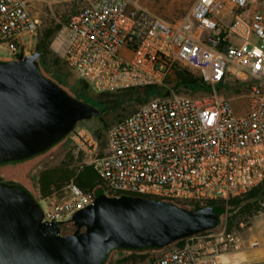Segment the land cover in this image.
<instances>
[{
  "label": "built area",
  "instance_id": "2783aa9c",
  "mask_svg": "<svg viewBox=\"0 0 264 264\" xmlns=\"http://www.w3.org/2000/svg\"><path fill=\"white\" fill-rule=\"evenodd\" d=\"M82 1L55 33L68 67L99 92L147 84L171 91L118 119L108 129L103 153L86 132H77L108 195H140L191 208L264 182V0H194L175 20L138 0ZM253 4L260 7L248 15ZM39 25L26 0H0L5 55L18 57ZM185 68L209 93L194 96L170 86L169 77ZM237 83L244 86L236 95L243 99L241 113L236 96L219 88ZM93 199L73 176L40 199L43 220L68 222ZM242 241L238 230L222 222L175 240L151 264H221Z\"/></svg>",
  "mask_w": 264,
  "mask_h": 264
},
{
  "label": "water",
  "instance_id": "95a60500",
  "mask_svg": "<svg viewBox=\"0 0 264 264\" xmlns=\"http://www.w3.org/2000/svg\"><path fill=\"white\" fill-rule=\"evenodd\" d=\"M99 107L49 74L35 51L0 55V264H107L122 247L165 246L223 220L213 206L97 195L66 220L45 221L28 171Z\"/></svg>",
  "mask_w": 264,
  "mask_h": 264
},
{
  "label": "rangeland",
  "instance_id": "374dc122",
  "mask_svg": "<svg viewBox=\"0 0 264 264\" xmlns=\"http://www.w3.org/2000/svg\"><path fill=\"white\" fill-rule=\"evenodd\" d=\"M31 8L40 19V25L37 32L32 36L26 45V49L22 52L24 54L35 52L38 49V42L47 26L50 24L64 22L68 15L74 11L77 5L83 4V1H56V0H26ZM140 4L150 9L152 12L164 17L168 20H175L182 17L191 7L194 0H138ZM56 33V32H55ZM0 55H5L3 49H0ZM41 62L46 71L65 84L77 95L84 97L87 101L96 104L99 107L98 113L94 117L83 119L78 122L76 131L72 132L68 138L55 147L49 154L34 164L28 171V177L35 187L39 200L44 197L40 191L39 174L42 170L57 166H69L74 172L71 177L75 176L85 165H90L91 152L86 149V144L82 143V139L78 138V131L85 133L87 139L96 143V152L103 153L107 144L108 129L121 117L129 114L137 109L149 98L141 100L145 97V94L136 93L132 95L130 88H124L116 91L99 92L92 88L84 90L81 86L80 78L68 67L64 58L59 51L55 42V34L50 39L48 44V51L42 57ZM176 92L185 93L194 96L205 95L209 93V88H191L182 84L175 85V76L169 77L167 81ZM243 85V84H242ZM244 88V86H242ZM221 91H224L227 95L236 96L239 92L235 91L231 85H221ZM83 98V99H84ZM242 98L237 96L234 99L236 110L241 113L244 108ZM103 108L105 109L103 111ZM66 181L61 183V186L57 188L54 185V190H60ZM103 183V181H102ZM52 191V192H53ZM92 195V190L89 191ZM241 198H246L245 195ZM264 198L261 199V210L252 216L245 215H233L232 207L229 203H225L228 209V214L223 216L221 223L225 222L227 228L236 229L240 233H243L249 225L253 223L255 216L260 214L264 216V206L262 205ZM42 203V201H41ZM227 218V219H226ZM174 241L165 246H157L151 249H144L141 252L147 253V258L140 264H151L154 257L160 253L163 248L174 245ZM130 250H115L107 261V264H120L119 261L126 255L130 254Z\"/></svg>",
  "mask_w": 264,
  "mask_h": 264
},
{
  "label": "trees",
  "instance_id": "16d2710c",
  "mask_svg": "<svg viewBox=\"0 0 264 264\" xmlns=\"http://www.w3.org/2000/svg\"><path fill=\"white\" fill-rule=\"evenodd\" d=\"M82 0H72L74 3H78ZM82 5V4H81ZM81 5H77L75 7L74 11H72L67 19L70 17L72 13L78 10V8ZM66 19V20H67ZM65 20V21H66ZM61 26V23L56 24H50L47 26L38 42V49L36 52L40 56V60L42 57L46 54L48 51V44L50 42V39L55 34V32L58 30V28ZM25 55L23 52H20L18 57H21ZM176 78L175 85L182 84L186 87L191 88H208L204 82L200 80L198 76H194L188 69H176L175 74L173 75ZM81 80V86L84 90H87L90 86V84L80 78ZM221 86V85H220ZM219 86V87H220ZM235 91L241 92L244 88L241 84L237 83L235 86H233ZM134 90L132 91V95H136V93H144L145 97L141 100H145L149 98L150 95L156 96V95H162V94H169L171 91L169 88H167L165 85L161 84H147V85H140V86H133L128 87V89ZM93 89V88H92ZM79 96V95H78ZM152 96V97H153ZM81 97V96H80ZM84 98V97H81ZM85 99V98H84ZM87 100V99H85ZM105 109L103 108V111ZM120 119V118H119ZM74 171L69 166H57V167H51L47 168L45 170H42L39 174V183H40V191L43 195H47L51 193L54 190V185L59 188L61 186V183L63 181H68L71 178V175ZM75 181L78 185H80L86 192H89L92 190V196L95 198L97 195L105 193V188L102 183V179L99 177L97 172L94 170V168L91 165H85L83 168H81L78 172L75 173ZM245 195L246 198H241V196ZM115 196H136L139 198H146L140 195H133V194H118ZM264 198V182L254 186L246 193L231 197L228 200L225 199H219V200H212L206 204V206H213L215 208H218L223 216L226 212V205L225 203H229L232 207L233 215H245V216H252L254 214H257L261 210V199ZM202 206L201 204H194L191 208H198ZM229 209V208H228ZM69 222V221H68ZM172 243V242H171ZM154 247H139V248H129V247H122L118 248L117 250H130L131 253L124 256L119 263L120 264H140L143 262L148 254L141 252L144 249H151Z\"/></svg>",
  "mask_w": 264,
  "mask_h": 264
},
{
  "label": "crops",
  "instance_id": "0c3cea01",
  "mask_svg": "<svg viewBox=\"0 0 264 264\" xmlns=\"http://www.w3.org/2000/svg\"><path fill=\"white\" fill-rule=\"evenodd\" d=\"M259 7V4L251 5L247 14ZM241 235L242 247L226 253L221 264H264V216L256 215L253 223Z\"/></svg>",
  "mask_w": 264,
  "mask_h": 264
},
{
  "label": "flooded vegetation",
  "instance_id": "af4514ba",
  "mask_svg": "<svg viewBox=\"0 0 264 264\" xmlns=\"http://www.w3.org/2000/svg\"><path fill=\"white\" fill-rule=\"evenodd\" d=\"M78 228L79 227L75 224L74 221L65 222L62 225L63 233L73 232V231H75Z\"/></svg>",
  "mask_w": 264,
  "mask_h": 264
}]
</instances>
